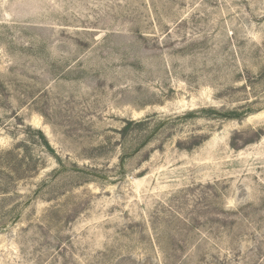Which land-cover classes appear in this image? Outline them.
I'll use <instances>...</instances> for the list:
<instances>
[{
  "label": "rangeland",
  "instance_id": "rangeland-1",
  "mask_svg": "<svg viewBox=\"0 0 264 264\" xmlns=\"http://www.w3.org/2000/svg\"><path fill=\"white\" fill-rule=\"evenodd\" d=\"M0 264H264V0H0Z\"/></svg>",
  "mask_w": 264,
  "mask_h": 264
},
{
  "label": "trees",
  "instance_id": "trees-1",
  "mask_svg": "<svg viewBox=\"0 0 264 264\" xmlns=\"http://www.w3.org/2000/svg\"><path fill=\"white\" fill-rule=\"evenodd\" d=\"M39 133H40V134L43 136V138L45 139V142H46L47 146L50 148V150L53 151L52 147H50V145H49L47 139L45 138V136L43 135V133H41V131H40Z\"/></svg>",
  "mask_w": 264,
  "mask_h": 264
}]
</instances>
